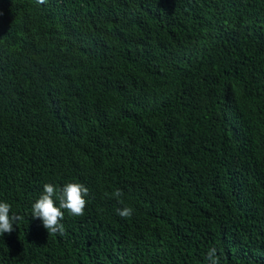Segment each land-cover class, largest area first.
<instances>
[{
  "label": "trees",
  "instance_id": "trees-1",
  "mask_svg": "<svg viewBox=\"0 0 264 264\" xmlns=\"http://www.w3.org/2000/svg\"><path fill=\"white\" fill-rule=\"evenodd\" d=\"M0 201V264H264V0H0Z\"/></svg>",
  "mask_w": 264,
  "mask_h": 264
},
{
  "label": "clouds",
  "instance_id": "clouds-1",
  "mask_svg": "<svg viewBox=\"0 0 264 264\" xmlns=\"http://www.w3.org/2000/svg\"><path fill=\"white\" fill-rule=\"evenodd\" d=\"M46 0H37V3L44 4ZM89 189L78 182H69L61 188H57L52 183H45L43 191L32 204L31 215L34 218H39L42 221L43 227L47 230V234L64 235L65 228L61 223L64 212L67 210L73 216H83L86 206L85 197L88 195ZM116 198H119L122 193L119 189L112 193ZM58 201V206H57ZM117 214L122 218H128L133 214L131 206H125L117 209ZM23 219L19 214L11 213V205L6 201H0V236L4 233L13 231V224H18ZM209 264H219L217 249L210 248L205 256Z\"/></svg>",
  "mask_w": 264,
  "mask_h": 264
}]
</instances>
